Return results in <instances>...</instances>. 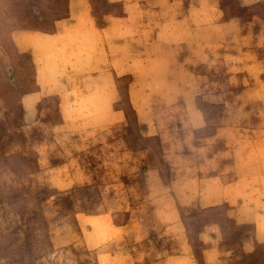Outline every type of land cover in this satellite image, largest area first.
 Wrapping results in <instances>:
<instances>
[{"label": "rangeland", "instance_id": "rangeland-1", "mask_svg": "<svg viewBox=\"0 0 264 264\" xmlns=\"http://www.w3.org/2000/svg\"><path fill=\"white\" fill-rule=\"evenodd\" d=\"M0 264H264V0H0Z\"/></svg>", "mask_w": 264, "mask_h": 264}]
</instances>
